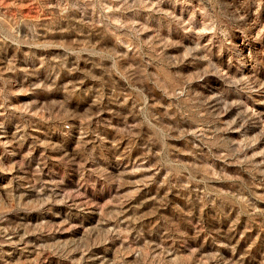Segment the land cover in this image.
Here are the masks:
<instances>
[{"label":"clouds","instance_id":"9594fccd","mask_svg":"<svg viewBox=\"0 0 264 264\" xmlns=\"http://www.w3.org/2000/svg\"><path fill=\"white\" fill-rule=\"evenodd\" d=\"M0 264H264V0H0Z\"/></svg>","mask_w":264,"mask_h":264}]
</instances>
